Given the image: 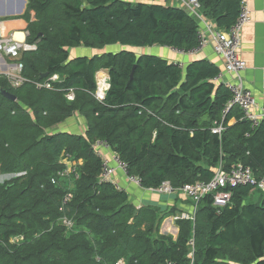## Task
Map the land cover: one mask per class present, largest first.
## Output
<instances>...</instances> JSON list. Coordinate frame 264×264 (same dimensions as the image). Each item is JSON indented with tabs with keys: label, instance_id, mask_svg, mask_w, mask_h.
Here are the masks:
<instances>
[{
	"label": "trees",
	"instance_id": "1",
	"mask_svg": "<svg viewBox=\"0 0 264 264\" xmlns=\"http://www.w3.org/2000/svg\"><path fill=\"white\" fill-rule=\"evenodd\" d=\"M158 1L27 0L21 19L27 42L37 46L20 59L27 81L12 88L0 77V90L17 98L0 94V176L9 177L0 181V264H264L263 191L232 188L225 207L204 197L194 221L177 222L174 240L160 234L168 213L136 209L124 190L100 180L99 141L145 189L207 183L219 166L229 171L238 163L264 179V118L253 128L239 107L226 112L232 94L215 82L216 65L196 60L181 68L129 50L199 47V21L181 4ZM197 1L203 18L226 31L243 4ZM109 46L127 50L70 60V49ZM100 71L110 83L102 102L94 96ZM53 76L59 80L50 82ZM45 83L51 87L38 86ZM76 113L87 121L85 135L53 132ZM65 157L79 176L70 178L72 188L59 177ZM254 191L259 202L249 203Z\"/></svg>",
	"mask_w": 264,
	"mask_h": 264
},
{
	"label": "built area",
	"instance_id": "2",
	"mask_svg": "<svg viewBox=\"0 0 264 264\" xmlns=\"http://www.w3.org/2000/svg\"><path fill=\"white\" fill-rule=\"evenodd\" d=\"M11 1V0H0ZM181 6L186 9L189 14L194 16L204 28L199 32V47L188 53L196 54L203 50L207 45L212 44L214 52L224 60L225 72L217 76L216 82L224 83L232 94L231 103L226 112L232 107H239L244 117L252 123V127H257L261 120L264 118V107L260 112L256 108L257 102L250 90H248L242 78L243 72L247 69V64L243 60L241 50L242 32L246 25L251 23V13L248 7L243 3L240 16L235 25L229 30H219L215 25L207 22L201 15V7L197 0H179ZM6 20L0 17V77L5 79L12 88H20L26 83V78L23 75L24 66L20 62L21 56L24 52H33L37 50L35 44L27 42L28 32L26 33V39L20 40L15 38L14 35H6L5 33ZM180 54H188L184 51L175 50ZM234 76V81H226L225 75ZM59 80L58 76H53L50 82H56ZM98 88L94 94L95 98L99 101H104L106 93L110 87L109 79L107 77L98 80ZM39 87L50 88V83L40 84ZM69 101L74 100V93L70 92L67 95ZM224 112V114L226 113ZM215 134H222L223 126L220 125L214 129ZM95 149L99 156L103 160V171L100 175V180L106 183H112V178L118 170H122L126 173L130 182L137 186H141V181L135 176H130L125 165L119 160L118 156L114 153L113 160L115 165H111L110 161L102 154V150L109 149L105 142L99 141L95 144ZM64 163L67 164L66 169L59 174L60 179L69 181L70 187L71 179L74 177L78 179L79 176L76 172L75 164H71L68 157L64 158ZM56 183V180L53 181ZM239 186H253L258 190L264 192V179L258 181L252 170L242 163L236 164L229 171H226L222 166H219L215 171V175L209 182H196L195 184H188L181 188H175L170 182H163L159 187L152 189L161 195H177L183 194L193 202L195 208L198 207L200 201L208 196L212 195L214 199V205L216 207L227 206L232 197L231 189ZM73 199L71 193L66 194L63 199V204L68 205ZM63 224L71 229L73 227L72 221L67 218L63 219ZM193 258V255H190ZM117 264H127L126 260H120ZM167 264H175L173 262H167Z\"/></svg>",
	"mask_w": 264,
	"mask_h": 264
},
{
	"label": "crops",
	"instance_id": "3",
	"mask_svg": "<svg viewBox=\"0 0 264 264\" xmlns=\"http://www.w3.org/2000/svg\"><path fill=\"white\" fill-rule=\"evenodd\" d=\"M144 1L155 3L158 0ZM158 2L180 6L178 0ZM27 3L22 7L23 4L21 0L0 1V17L6 20V35H14L15 38L20 40L24 39V37L26 39L27 23L21 19V17L27 10ZM243 3L248 7L252 21L244 27L242 32L240 53L247 64V69L243 72L242 78L245 87L254 95L258 105L256 109L260 112L264 107V0H243ZM21 7L23 9L21 15H16L17 13L9 14L11 9L18 11ZM32 16L34 18L33 13ZM205 20L212 23L210 20ZM203 28L204 26L201 24V29ZM149 48L154 49L155 55L153 56L165 59L170 63L180 64L181 68H185L189 63L196 60H206L216 65L221 70V73L225 72L224 60L214 52L212 44L207 45L196 54H180L175 51L176 49L168 47L154 46ZM122 49L127 50V48ZM146 49L147 48H130L129 50L137 55H151L145 53ZM156 50H158L159 55L156 54ZM102 53H104L103 50L88 49L85 47L69 50L70 60L85 57L93 58ZM104 75L109 79L105 71H100L97 75V88L99 86L98 80L100 77L104 78ZM225 80L234 81L235 78L232 75L226 74ZM234 123V120L230 122L231 125ZM86 131L87 121L79 113L74 114L71 118L67 119L53 130L54 133H68L73 135H85ZM102 154L110 161L111 165H115V161L113 160L114 153L110 149L102 150ZM112 183L118 189L124 190L129 195L130 202L136 209L151 207L156 208L161 214L168 213L160 227V234L163 236H172L174 240H176L180 233L177 222L179 220H195L197 208H195L193 202L183 194H178L176 196L161 195L152 189H145L142 186H137L129 181L126 173L122 170L117 171L112 178ZM259 198V192L254 191L248 199V202L258 203Z\"/></svg>",
	"mask_w": 264,
	"mask_h": 264
},
{
	"label": "water",
	"instance_id": "4",
	"mask_svg": "<svg viewBox=\"0 0 264 264\" xmlns=\"http://www.w3.org/2000/svg\"><path fill=\"white\" fill-rule=\"evenodd\" d=\"M21 1H22V4H23L22 7H24V5L27 3V0H21ZM22 7L18 11H16L15 9H11L9 11V14H16L17 13L16 15H21L22 11H23ZM133 75H134V72L132 73L131 78H133ZM43 77H47V74H45ZM0 94L3 97L7 98L8 100H11V101H16L17 100L16 96L11 94L7 89H4V88L1 89L0 90Z\"/></svg>",
	"mask_w": 264,
	"mask_h": 264
},
{
	"label": "rangeland",
	"instance_id": "5",
	"mask_svg": "<svg viewBox=\"0 0 264 264\" xmlns=\"http://www.w3.org/2000/svg\"><path fill=\"white\" fill-rule=\"evenodd\" d=\"M14 6V5H13ZM122 49V47H120V46H109V47H106L105 49H103V52H105V53H116V52H118L119 50H121ZM123 50V49H122ZM102 51V50H101ZM157 52H156V54H158L159 55V52H158V50H156ZM145 53H148V54H151V55H155V51H154V49H151V48H147L146 49V52ZM106 75H104V77H105ZM65 126V125H64ZM9 179V177H6V176H0V181L1 182H4V181H6V180H8ZM132 183V182H131ZM167 196H176V195H167ZM250 203V202H249Z\"/></svg>",
	"mask_w": 264,
	"mask_h": 264
},
{
	"label": "bare ground",
	"instance_id": "6",
	"mask_svg": "<svg viewBox=\"0 0 264 264\" xmlns=\"http://www.w3.org/2000/svg\"><path fill=\"white\" fill-rule=\"evenodd\" d=\"M20 36V35H19Z\"/></svg>",
	"mask_w": 264,
	"mask_h": 264
}]
</instances>
